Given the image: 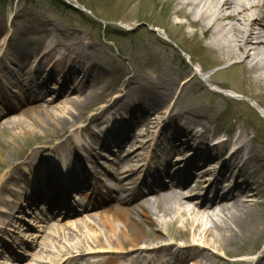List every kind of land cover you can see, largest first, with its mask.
I'll use <instances>...</instances> for the list:
<instances>
[{
    "label": "bare ground",
    "instance_id": "bare-ground-1",
    "mask_svg": "<svg viewBox=\"0 0 264 264\" xmlns=\"http://www.w3.org/2000/svg\"><path fill=\"white\" fill-rule=\"evenodd\" d=\"M109 2L116 8L121 6L123 11L127 9L124 19L128 24H135L134 9L137 0H109ZM173 14L179 20H187L186 25L193 31L189 36L190 39L194 38L196 30H203L209 39L205 46V53L212 54L210 55L212 56L210 65H229L226 76L230 82H234L232 93L252 100L250 105L264 119V93L262 92L264 89V0H177ZM161 35L169 37L165 31H161ZM184 37H186L185 34ZM5 38L6 36L1 40V46L5 42ZM77 43L78 46H73L75 48L67 47L70 49L68 50L70 56L72 55L69 57L70 63L68 64L71 67L62 66L56 74L58 79H54L53 75L49 76L50 80H54V83L57 82V91L60 93V97L54 102L45 104L37 101L39 94L32 89L20 101L6 100L4 102L6 111L16 110L13 114L2 115L0 118L6 127L25 126L28 127L29 133L37 132L38 128L41 131L45 128H55L65 133L71 128L75 141H73L72 148L57 153H55L56 145L63 146L55 142L57 138L40 141L36 149L24 157L18 163L20 166L16 168L11 159L4 163L0 162L7 167L5 172L0 168V192L5 191L4 197H0V214L4 212L3 209L11 207L7 205L9 199L10 202L15 203V206L11 207L8 212L17 211L15 208L20 202L19 198L11 200L10 196L13 193L16 194V182H21V179H25L28 173L33 175L30 180L34 186L36 183L40 185L44 180H47L49 173H52L49 168L50 159L53 161L50 165H54L58 172L66 169L64 170L66 173L63 171L65 173L62 175L63 179L67 180V174H71L72 183L68 186L76 185L79 179H82L81 184L85 181L94 184L90 194L88 192L75 193L82 202L86 201L94 206L99 204V202L91 201V195L98 191V197L97 193L94 195L100 202L112 199L121 207L116 208L111 204H106L103 211H93L95 220L93 227L86 225L84 221L75 224L68 222L64 228L57 225L50 226L48 221L46 223L41 219L33 224L23 216L16 215L18 221H14L10 216H1L0 230L11 231L9 227L18 229L22 234L19 244L27 251L28 247L32 248L36 244V251L32 257L37 263L110 264L113 260L121 258L131 264H211L212 257L209 255V250L212 249L215 254L220 256H235L239 252L236 242L244 234L246 240H254L253 245L245 250V258L220 264H264V245L262 243L264 232L258 231L254 208L256 205H264V201H256L259 192L264 190L263 180L259 176V173L264 169V158L258 147L254 145V136L245 140L247 132L242 130L232 136L218 133L211 139L212 131L208 128L200 129L197 125H201V123L195 122L202 116V112L200 114L193 111L185 113L179 108L175 109L174 104L171 106L167 104L164 114H168L169 125L177 124L174 129L168 131L172 129L171 127L166 133L159 134L164 135L165 139H160L159 135L154 139L152 134H147L152 126L146 125L144 130H148L145 132L147 137L141 140L139 145H135L133 141L137 142L140 138L131 137L133 132L130 133L129 130L142 116L148 122L150 114L146 112L150 110L157 113V110L165 104V97L169 95L168 91L173 87L164 82L163 84L166 85L163 86L164 92L162 93H157L156 90L145 92V89L138 93L134 98L138 104L136 110H130L126 106L127 102L132 103V100V102L126 101L121 112L117 109L116 112L111 113L112 104L115 101L119 104L124 95H116L112 103H109V100L106 102L109 105L104 104L96 108H101V114L103 113L104 115H102L106 117L100 123L107 122L109 128L94 132L91 137L93 140L81 142L80 135L74 134L80 128H75L74 123L80 113L96 100L93 92L94 83L89 85L88 82L91 80L87 79V75H91L97 67L89 64L90 56L85 51L88 44L81 40ZM38 44V42L34 43V48L30 50L31 54H34L35 51L38 52L36 50L39 49ZM72 44L73 42L70 43V45ZM8 58V66H14V70L9 71V68L5 67L2 62H0V70L6 74L11 71L15 73L14 80H17L16 77L19 75L27 87L40 83L44 90L46 85L48 86V75H45L39 82L26 76L28 72L23 71L25 65L23 66L18 53L10 51ZM59 59L46 62L50 68H54L59 65ZM72 65H76L77 68L73 69ZM40 69L37 73L41 72ZM65 70L70 73L68 76L66 73L64 74ZM194 71L204 83L216 87L217 90L211 88V91L219 93H221L220 90L226 91L217 82L211 80L214 73L210 70L204 73L202 66L195 65ZM62 73L64 76L61 75ZM252 73L255 76H252L251 82L249 81V90L244 89L242 83H245ZM9 75L13 76L12 74L7 76ZM128 78L131 79V77ZM14 80L9 77L6 80L2 79L0 88L6 89L5 84L14 86L17 84ZM181 82L183 84L186 79L183 77ZM31 83L34 84L31 85ZM85 83L88 84L87 87H85ZM228 97L235 99L234 96ZM52 98L48 94L44 101L52 100ZM175 101L172 99L170 102L175 103ZM73 102L78 103L73 105ZM21 103L26 104L22 108L16 109ZM116 107L118 108V105ZM75 111H78V114ZM145 113L148 116H144ZM92 115L95 118L97 113L93 112ZM69 117H73V120H69ZM90 123H97V119ZM90 123L86 125V128H89ZM149 123L153 125V119ZM136 134L139 136L140 133ZM112 138L124 140L123 145L119 147V155L109 163L110 172H104L102 176L104 179L117 177V190L109 188L107 185H101V181L96 176L88 177L82 170L83 161L87 162L93 156L98 155V151H102L106 141ZM165 140L171 141L172 145L158 147L159 150H176L179 153L184 151L188 157L190 155L187 160L190 163L194 158L191 163L193 164L191 172L194 174L192 178L189 179L188 173L177 167L174 169L172 167L174 165L167 162H164L159 170L153 171L149 165L150 162H153L152 156L149 153L145 155L139 153V150L145 148L147 151L152 142L155 143V147L159 142ZM94 141L97 142V145L90 149L89 143H94ZM50 144H53L54 155L46 159L47 157H43L44 153L41 149L42 147L49 148ZM75 150L79 153H76ZM179 153L177 152V154ZM36 156H42L39 162H36ZM105 156L111 158V154ZM180 159L182 157H173L175 161ZM181 164L184 165L186 162L179 165ZM13 170L15 171L13 172ZM202 171L205 172V176H201ZM12 174L14 175L12 176ZM42 175L44 179H41ZM206 175L209 176V180L220 181L223 186L231 184V187L223 193L213 192L203 185V181L208 180ZM56 179H52L55 185L59 181ZM10 181L14 183L13 188L7 186ZM126 184L129 186L127 187ZM32 188V193L39 192L41 194L45 187L41 185L38 188ZM20 193L21 191H18V194ZM54 194L55 197L51 196L50 202H53L54 199L57 201L58 196H61V193L58 192ZM144 195L154 198L151 202L146 201L151 209L150 214L156 217L154 221L145 220L148 228L141 221L142 216L148 217L144 204L137 202L138 197ZM13 202L12 205H14ZM60 218L57 216L56 220ZM208 221L210 222L209 226H207ZM151 225H156V231L150 227ZM33 227L36 230L34 233L31 230ZM45 229L49 232L42 235ZM35 233L41 234L36 235ZM37 236H42L39 242H37ZM18 239L16 238V241ZM246 244L247 242H244L243 246ZM227 245L236 247L233 254L225 249ZM45 252L48 254L43 255ZM17 264L34 263L29 260Z\"/></svg>",
    "mask_w": 264,
    "mask_h": 264
},
{
    "label": "rangeland",
    "instance_id": "rangeland-1",
    "mask_svg": "<svg viewBox=\"0 0 264 264\" xmlns=\"http://www.w3.org/2000/svg\"><path fill=\"white\" fill-rule=\"evenodd\" d=\"M176 5L177 0H137V5L134 9L136 20L135 24L132 25L128 24L124 19V16L127 15V9L123 11L121 6L116 8L109 0H0V44H2L1 40L6 36L5 42L3 41V45H0V56H2L0 62L3 65L5 64L4 66L8 67L9 71L14 70L15 67L11 64V66H8L7 62L8 57H10V51H12L20 55L23 66L25 65L23 71L28 72L26 74L28 78L30 77L39 82L45 75H48V86L46 85L40 100L45 104H51L55 99L60 97V93L57 91V82L54 83V80H50L49 76L53 75L54 79H58L56 74H58L57 72L62 66L71 67L68 64L70 63L69 57L72 55L70 56L68 51L70 49L67 47L71 46L69 48H75L73 46H78L77 42L81 40L83 43L88 44L85 51L90 56L91 62L89 64L96 65L97 67L91 75H87V79L91 80L88 82L89 85L92 82L94 83L93 92L96 100L80 113L74 123L75 128H80V130L78 129L79 132L77 130L74 134L80 135L81 142L93 140L91 137L94 132L109 128L107 122L104 124L100 123L106 117L103 116V113V115L101 114V108H96L104 104L109 105V103L115 100L116 95H124L120 99L119 104L117 101L112 104L111 113L113 114L117 109L121 112L126 101L132 102V100L133 102H127L126 106L130 110H136L138 104L134 98L138 93L143 92V89L146 90L145 92L156 90L157 93H162L164 92L163 86L166 85L163 83L167 82L173 88L168 91L169 95L165 97V104L157 110V113L156 111L151 112L147 110L148 112H146L145 110L146 113L150 114L149 121L147 122L142 116L130 128V133L133 132L131 137L140 138L137 142L133 141L135 145H139L141 140L147 137V134H152L155 139L156 136L166 133L171 127L172 129L168 131L174 129L177 124L169 125V121H167L168 114H164L167 104L169 106L174 104L175 109L179 108L185 113L193 111L200 114L202 112V116L195 122L199 121L201 123V125H197L200 129L208 128L212 131L211 139L218 133L232 136L242 130H246L247 136L245 140H249V138L254 136V145L258 147L261 156L264 158V119L250 105L252 100L244 98L240 94L234 95L232 93L234 91V82H230L226 76L229 65H210V57H212L210 55L212 54H209V52L205 53V46L208 44L209 39L205 36L203 30H196L197 33L194 38H189L193 31L186 25L187 20H179L174 16L173 9ZM161 31H165L169 37L162 36ZM184 34L186 37H184ZM36 42L39 43L38 48L40 50L36 49L38 52L35 51L34 54H31L30 50L34 48V43ZM71 42H73L72 45H70ZM46 52L48 54H45ZM53 56L54 58H52ZM51 58H61L59 59V65L50 68V65L46 61L52 60ZM195 65L202 66L204 73L209 70L213 72L211 80L217 82L226 91L220 90L221 93L211 91V88L216 89V87L200 80L196 71H194ZM39 68H41V72H38L40 74L37 73ZM72 68L76 69L77 66L72 65ZM66 71L68 70H65L64 74L66 73V76H68L70 73ZM8 74H12L13 76H7ZM64 74L62 73L61 75L64 76ZM15 75L12 71L6 74L3 70H0V81L2 79L6 80L7 77L14 80ZM252 76H255V74H250L249 79H246L245 83H242L244 89L249 90V81L251 82ZM128 77H131V79ZM183 77L186 79V82L182 84L181 80ZM16 78L17 80L14 81L17 84L14 86L5 84V95L7 93L11 101H18L20 96L17 95L24 92L25 81L19 75ZM87 86L88 84L85 83V87ZM2 90H4L3 87L0 88V94ZM262 92L264 93V89ZM48 94L51 97L53 96L52 101H44V98ZM226 95L234 96L235 99ZM172 99L176 100L175 103L170 102ZM108 100L110 102L106 103ZM78 102H73V105ZM25 104H19L16 109L22 108ZM116 105H118V108ZM0 107H2V103H0ZM75 109L77 108L75 107ZM14 111L16 110H11L10 112L14 113ZM93 112L97 113L95 118H93ZM76 113L78 114V111ZM146 113L144 116H148ZM0 118H2L1 115ZM95 119H97V123H90V121ZM152 119L153 125L149 123ZM69 120H73V117H69ZM89 123V128H86V125ZM146 125L152 126V128L149 131L147 129L145 131L144 127ZM178 126L180 127V125ZM27 129L28 127L25 126L6 127L0 121V162L4 163L6 160L11 159L16 168L20 166L18 163L24 157H27L28 154L36 149L40 141L51 140L52 138H57L55 142L63 145L62 147L56 145L55 153L72 148L74 145L73 141L75 140L71 128L66 130L65 133L55 128H45L42 129L43 131L38 128V131L35 133H29ZM147 131L149 133L146 134L145 132ZM136 133H140L139 136ZM159 137L160 139H165L164 135H159ZM168 143L171 142L165 140L159 142V145H168ZM173 143L175 145L174 140ZM110 144L111 141L105 148H102L103 151H98V155L91 158L89 164L86 162L85 164L90 165L92 170L106 169L109 160L104 158L103 154L108 150ZM50 145L49 148L42 147L41 149L44 153L43 157H47L46 159L54 155L52 150L53 144ZM96 145L97 142L94 141V143H89L88 147L92 149ZM75 152L79 153L76 150ZM139 153L145 155L146 148L139 150ZM46 154L47 156H44ZM107 154L108 152H105V155ZM154 154L161 160L168 162L171 161L173 156L166 151H159ZM186 155L187 153L182 151L177 156L185 157ZM37 156L36 162H39L42 156ZM0 168L5 172L7 167L1 164ZM259 176H261L264 186V169L259 173ZM111 181L106 183L114 187L116 181ZM16 183L17 186L19 181ZM13 185L12 181L7 184L11 188H13ZM126 185L129 186V184ZM4 192H0V197H4ZM256 201H264V190L259 192ZM140 202L142 201L140 200ZM106 203H110L116 208L121 207L113 200H107ZM144 207L148 217L142 216L141 221L148 228L145 220L154 221L156 217L150 214L149 211L151 209H149V205H144ZM254 208L258 221V231L264 232V205H256ZM95 209L100 212L105 208L101 204ZM68 221L73 224L84 221L86 225L91 227L95 223L90 214L77 212L62 221L55 222L54 225L64 228ZM209 225L210 222L208 221L207 226ZM150 227L156 231V225H151ZM17 232L19 233L16 230L15 233L8 232L5 234L7 236L5 239L9 241L8 246L11 249L17 248L13 243L15 237L18 236ZM32 232H36V230L33 229ZM47 232L49 230L45 229L42 235L47 234ZM37 237V242H39L42 236ZM246 239V235L242 234L241 239L236 242L240 253L238 252L235 256H220L217 253L215 254L212 249L211 251L209 250V255L212 257L211 264H220L245 258V250L247 247L252 246L254 242V240ZM244 242H247L246 246H243ZM262 243L264 245V237ZM225 249L233 254L236 247L234 245H227ZM15 251H21V248ZM35 251L36 244L29 249L28 255H25L26 258H23L20 262L29 261ZM46 252L43 255H47L48 253ZM0 254L1 264L5 260L4 255L2 256L1 248ZM5 254L7 255V253ZM10 263L12 262L7 261V264Z\"/></svg>",
    "mask_w": 264,
    "mask_h": 264
}]
</instances>
